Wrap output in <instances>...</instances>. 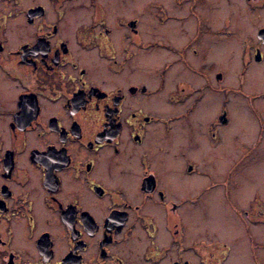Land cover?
<instances>
[{"label": "flooded vegetation", "instance_id": "af4514ba", "mask_svg": "<svg viewBox=\"0 0 264 264\" xmlns=\"http://www.w3.org/2000/svg\"><path fill=\"white\" fill-rule=\"evenodd\" d=\"M169 1L180 14L123 2L108 28L100 0H0V264H264V167L248 188L234 165L219 182L199 168L229 125L234 56L241 86L264 65V0ZM235 91L257 146L262 95ZM220 188L242 235L206 238L218 259L193 224Z\"/></svg>", "mask_w": 264, "mask_h": 264}, {"label": "rangeland", "instance_id": "374dc122", "mask_svg": "<svg viewBox=\"0 0 264 264\" xmlns=\"http://www.w3.org/2000/svg\"><path fill=\"white\" fill-rule=\"evenodd\" d=\"M131 0H100V2L104 3L109 9H108V16L106 17V20L108 24L106 25L108 28L114 26V19L115 17L122 15L121 12V6L123 2H125V5L131 6L130 4ZM166 3V4H165ZM155 6L156 8H161L163 6V10L165 14L172 15V14H180V8L177 7L175 4H170L169 0H133V9L136 11L144 10V8H149ZM144 14V13H143ZM141 14L140 16H142ZM160 11L151 12L150 16H148V19L151 20L152 16H159ZM155 22L145 24V27L148 28L152 33H160L159 29V22L156 20H153ZM119 22H121L119 20ZM143 25V23H142ZM174 28L175 23L170 25ZM171 27L169 30H171ZM168 28V27H167ZM147 32V29H146ZM238 38V37H236ZM235 39V38H233ZM233 43V42H232ZM237 50V46L235 45V42L232 44V50ZM218 51V49H217ZM222 53L224 52L223 49L220 50ZM238 52V50H237ZM218 55V53H217ZM235 54L233 53V56ZM162 57V56H161ZM161 57H155L152 62H159ZM163 58V57H162ZM172 57H168L167 59H171ZM165 59V57L163 58ZM218 61L221 60L220 58L217 59ZM238 64V57L237 55L234 56L233 59V70L235 75L231 76V87H232V93H231V115L229 117V125L227 127H222L217 130L216 133V140L222 139L221 142L216 141L214 149L211 147L208 149L207 152L204 153V155L199 160V168L202 171L208 172L210 171L213 176L214 180L219 182L226 178V173L228 168L234 165V167L231 169V173L228 177L233 179V182H247L246 188H248L249 184L256 183V180L260 178V175L258 174V169L264 167V155H261V152H264V141L263 143H258L256 141L257 146L255 147L252 143L255 141L259 131V125L257 124L256 120L254 119V116L256 114L252 110V107L248 105L247 101L244 98V95L238 90V87L241 88V91L244 90V93H251V92H260L261 97H259L254 102V110L259 113L264 119V94H261L262 91H264V65H260L258 67V70L249 69L248 75L249 78L247 79L245 86H241L238 82V67L236 65ZM253 68V67H252ZM252 72L259 73L258 75H254ZM237 74V75H236ZM256 74V73H255ZM256 77V78H254ZM225 83V80H224ZM221 96H219L218 93L213 95L212 102H219ZM215 112L206 113L201 112L199 113L198 119H199V125L200 130H203L208 122L212 118L214 114L218 112V103L216 107ZM202 114L207 115V117H204ZM210 116V118H209ZM258 116V115H257ZM227 137L230 138V142L227 141ZM245 143V144H244ZM253 146H252V145ZM244 145V149L242 148ZM247 146V148H246ZM230 147V150L227 149ZM228 151V152H227ZM242 151V152H241ZM227 152V153H226ZM244 152L246 154H244ZM243 156L242 160L238 161L239 157ZM237 166V168H236ZM239 168H241L239 170ZM232 182V183H233ZM200 183V182H199ZM201 187V186H200ZM198 187V188H200ZM230 187H233L230 186ZM250 190L251 194L255 190V186L251 187ZM224 189L220 188V190H215L212 196L206 200V201H200V207L196 208L194 210V216L198 218V221L196 220V223L194 222L193 226L197 228L200 235V246L201 247H214L215 254L218 259H220L224 255L223 247L214 244L212 242H209L206 240V238H213L216 237V239H220L222 241H227L226 243L231 246L232 244H237V242H231V239L233 235H238L239 233L242 235L241 230H237L233 226H238L239 217L235 215L237 219L234 220L231 219L229 214H227V210H230L231 202H227L226 200L222 198V193ZM247 193V191L245 190ZM238 197L237 199L243 200L244 195H241V192H237ZM251 197V195H250ZM237 202V206L241 207L242 204ZM232 203H234V200H232ZM245 204H243L244 206ZM229 219H231L229 221ZM233 220V221H232ZM237 221V222H235ZM233 226L231 225V223ZM185 229L190 232L192 231L190 227H187V224L185 223ZM239 228V226H238ZM236 230V232H234ZM195 233V232H193ZM243 258H240V263L243 264L247 263V259L242 260ZM236 260H238L236 258ZM218 261V260H217ZM239 263V264H240ZM230 264H236L235 261H231Z\"/></svg>", "mask_w": 264, "mask_h": 264}, {"label": "water", "instance_id": "95a60500", "mask_svg": "<svg viewBox=\"0 0 264 264\" xmlns=\"http://www.w3.org/2000/svg\"><path fill=\"white\" fill-rule=\"evenodd\" d=\"M263 39H264V37H263Z\"/></svg>", "mask_w": 264, "mask_h": 264}]
</instances>
